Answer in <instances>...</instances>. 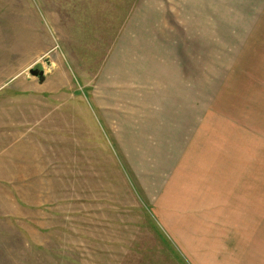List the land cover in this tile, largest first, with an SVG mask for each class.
Wrapping results in <instances>:
<instances>
[{"label": "rangeland", "instance_id": "374dc122", "mask_svg": "<svg viewBox=\"0 0 264 264\" xmlns=\"http://www.w3.org/2000/svg\"><path fill=\"white\" fill-rule=\"evenodd\" d=\"M135 2L0 0V264H264V1L218 2V178L202 123L142 145L105 110Z\"/></svg>", "mask_w": 264, "mask_h": 264}, {"label": "crops", "instance_id": "0c3cea01", "mask_svg": "<svg viewBox=\"0 0 264 264\" xmlns=\"http://www.w3.org/2000/svg\"><path fill=\"white\" fill-rule=\"evenodd\" d=\"M220 1L136 0L99 70L112 104L105 110L120 120L121 128L138 130L142 145L159 134L191 136L202 126L203 161L206 169L211 167V178H218V148L212 139L218 141V105L231 84L219 89L218 73L207 76V49H216L211 55L218 52V15H225L218 14ZM183 160L182 168L185 161L191 168Z\"/></svg>", "mask_w": 264, "mask_h": 264}, {"label": "water", "instance_id": "95a60500", "mask_svg": "<svg viewBox=\"0 0 264 264\" xmlns=\"http://www.w3.org/2000/svg\"><path fill=\"white\" fill-rule=\"evenodd\" d=\"M30 73L32 76L38 77L41 83L45 81V72L43 70H31Z\"/></svg>", "mask_w": 264, "mask_h": 264}]
</instances>
